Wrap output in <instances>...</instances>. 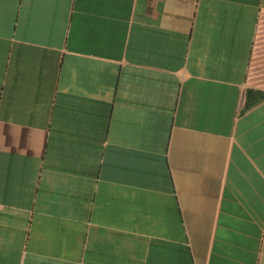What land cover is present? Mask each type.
I'll return each instance as SVG.
<instances>
[{
	"label": "crops",
	"instance_id": "1",
	"mask_svg": "<svg viewBox=\"0 0 264 264\" xmlns=\"http://www.w3.org/2000/svg\"><path fill=\"white\" fill-rule=\"evenodd\" d=\"M0 264H264V0H0Z\"/></svg>",
	"mask_w": 264,
	"mask_h": 264
}]
</instances>
